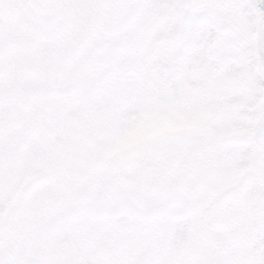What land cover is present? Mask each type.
I'll return each mask as SVG.
<instances>
[{
	"label": "snow or ice",
	"instance_id": "snow-or-ice-1",
	"mask_svg": "<svg viewBox=\"0 0 264 264\" xmlns=\"http://www.w3.org/2000/svg\"><path fill=\"white\" fill-rule=\"evenodd\" d=\"M161 4L183 14L185 29L202 47L179 59L178 75L165 91L146 89L139 104H169L195 118L219 104L220 91L239 74L245 92L264 102V0H139L124 6L135 9L143 22ZM227 43L243 52V60L222 54ZM220 61L222 72L193 79L201 68L212 73ZM0 87L7 82L0 81ZM6 111L0 104V114ZM72 118L65 111L57 123L37 116L13 132L0 128V264H144L142 256L108 251L138 225L116 215L110 203L121 175L89 166L87 153L72 147L73 137L61 127ZM124 123L123 116L117 118L108 145ZM37 172L42 174L24 183ZM241 264H264V251Z\"/></svg>",
	"mask_w": 264,
	"mask_h": 264
},
{
	"label": "rangeland",
	"instance_id": "rangeland-1",
	"mask_svg": "<svg viewBox=\"0 0 264 264\" xmlns=\"http://www.w3.org/2000/svg\"><path fill=\"white\" fill-rule=\"evenodd\" d=\"M98 1H102L103 4L102 6L99 7L97 14L94 16H85V18L82 21H80L81 23L79 24L80 27L76 25V29L79 28L80 30H84V28H86L84 25L87 24L88 27H91L93 29L95 34L100 36L101 31H104L103 33H106L107 37L112 39L113 41L115 38L118 37H123L124 39L131 38L130 40L133 39L138 40L136 36H133L134 34H130V32L132 31L130 29V26L128 27L127 25H125V23H123V26L114 25V19L116 18L114 11H117L120 7L121 9L123 8L124 10L125 4L123 3V0L122 2L118 1L116 3L118 5L108 4L104 8L105 13L101 12L100 16H98V13L105 6V3L108 0H98ZM137 2H139V0H128V4H135ZM169 10L170 8L161 4V6L155 9L152 12V14L149 15L143 22L137 21L138 13L132 7H130L129 15L133 19L136 26L140 28L149 27L147 33L150 35V37L153 38L155 42L154 43L155 46L160 45V47L163 46L169 49L170 47L169 41L182 40L178 44L183 45V41L185 42L189 40L190 52L193 53L198 51L202 46L199 45L197 43L196 38H194L190 34V32L185 29L182 23L183 14L182 13L178 14V19L173 20V16L169 13ZM124 14L125 13L123 12L122 17H124ZM18 26L20 27V30H22L24 35H26L31 41L30 47L27 48V50H29L27 57L33 54L37 55V53H39L41 50L47 49V47L53 48V44L56 39H59V42L57 43L61 48V52H63L65 56L67 54H70V49H72V43L67 41H62L61 38L66 37V39H71L72 36L67 35L65 29L62 30V27H55L50 29L41 26L37 28L34 27V25L27 23L26 20L25 22H23V24ZM18 26L16 25L14 26V28H17ZM83 34H84L83 36H79V37L75 35L74 38L73 56H75V60L67 55L71 61L74 60L77 63L78 65V69H76L77 75H83L84 72L82 65L76 59L78 58V56L87 55L88 54L87 51H89L92 47V41L90 40L92 37H88L86 32H84ZM112 34L119 36H114ZM51 35L55 36L53 40L50 37ZM58 35L60 36L59 38ZM103 43L109 44L110 42L108 40H104ZM230 47H235V45L232 43H227L222 47V49L230 48ZM236 49L239 50L237 47ZM127 56L128 57L126 59V62L123 64L121 63V65L134 68L137 71L136 73L137 76L133 78V80L142 84L144 80L142 77L144 75V72L149 70V66L146 64L145 59L143 57H140V59L138 60L137 58H131L130 53H128ZM178 61H179V57H178ZM219 66L220 68L218 71L223 70V65L221 63L219 64ZM119 68H121V66ZM204 71H205L204 68L199 69L197 72L193 74V79L196 78L198 80L200 78V76H198L199 75L198 73H205ZM94 72L91 73V78L94 76L93 74ZM131 73L134 74V72ZM102 81L106 83L101 86L103 88V91L101 93L102 95L100 101L105 102V104H101L99 103V101H96L95 99L85 100V98L78 96H75V100H76L75 103L71 105L69 104V108L73 109L74 110L73 112H75V119H74L75 133H79V135L81 137H84L85 140H86V136H88L90 140L92 139L91 149H100L102 144L103 145L107 144L106 141H107V137L110 135L111 126L115 125V123L110 122L112 118H115L116 115L122 116V114L127 116V118H129L128 115L129 109L134 110L136 113V110L131 106H137L138 108L139 107L142 108L141 110L138 111L137 115H141L143 113L145 114V116L155 115L153 121V127L155 129H160V130L167 129L168 131H170V128L172 129L182 128V124L180 123V119H179L181 115L178 112L179 108L174 106V108L170 109V111L173 113L177 112L176 114H173L171 116L168 109L156 103L147 104L145 109L143 110L144 104H139L138 101L141 99V97L146 95V90L145 91L142 90L141 91L142 93L140 94L139 92L138 93L134 92L137 91L135 86H129L130 84L126 82L125 85H122V83L117 82L116 80L114 81L109 80L108 77H102ZM156 83L158 84L159 82ZM230 83L232 85V89L229 90L228 93L220 92L219 99L220 101L221 98L231 99V101L235 102V106H232V104H230V108H229L227 104L226 117L224 119V123L228 124V128H226L221 133L228 132L232 129H236L238 131H243V129H247L250 132L251 131L254 132L256 117L264 116V102H261L260 99H257L254 96L247 94L245 92L246 83L243 74H239L233 77L230 80ZM130 88L134 90L133 95L136 93L134 98L130 96L131 95L129 92ZM225 88H227V85H225ZM161 92H163V90H161ZM123 99H125L124 102H122ZM126 99H128L129 101ZM83 102H85V104H83ZM79 103H81L82 105H81V112L78 114L77 109L73 105ZM219 104H221V102ZM121 108L123 110L121 112L123 113L117 114L120 113L117 110ZM86 116L92 117V119L88 121V118ZM200 116L203 115L200 114ZM96 125H100V127H95ZM135 128L144 129V123L142 121L136 122ZM132 131L135 132V130ZM73 141L75 143L74 146L72 147L75 148L76 150L86 152L87 160H88V157L94 152L87 149L86 147L87 142L85 141L84 143V140H80L79 138L73 139ZM115 141L116 138L112 140L111 143ZM253 143L256 146L255 151L252 147V144H249L247 146H244V148H242L239 154L237 153L238 151L237 148L231 149L230 153L224 152L223 154H221L217 152L216 158H219L222 164L221 165L222 168L219 166L216 167V165H214V167H216L215 170L218 174L220 171L221 174L224 173L226 175L225 185L228 188L237 185L239 178L242 177V174L245 171L248 170L249 173V176L247 177L246 181L243 183L244 186L242 187V189L239 192V195L237 196V199L244 203V207H246L247 211H245L242 208L240 209L238 206H235V208L233 209L235 214L231 213V217L229 220V223L231 225L227 227L226 241L223 238L224 229L221 230L218 227V225L217 227L219 229H215L216 228L215 226L213 230H210V232H207L208 234H206L208 240H210V242H213L215 245H216V241L224 240L227 245L226 247H228V249H231L229 251L230 252L233 251V254L238 256V262H243L244 260L248 261V260L258 259L260 252L264 251L262 245L256 243L255 240L251 238L247 239L245 237L247 231H243L241 229L243 227L247 229L248 226V228L252 230V232L254 231L257 235H259V233H261V230L264 229V177L260 175L259 172V168H260V170L264 174V139L255 138ZM256 152L258 153L259 156H261V158L257 157ZM146 156L148 155H144V154L139 155L137 157L138 159L137 163L141 164V161L145 159ZM153 157L150 158L148 164L150 170H148V173H145L144 175L145 179L144 178L143 180L141 179V183L139 184L140 186L139 188L143 196L142 202L138 204V201L141 200V198H137V201H134L137 203L136 206H138L139 208H143L145 206L147 207V199H146L147 198L146 192H148L147 185L148 183L151 182L152 177L154 178L155 175H158L156 173H160L158 153H155ZM258 161H260V163ZM229 164L233 165L234 167L230 166ZM121 166L123 165L119 164V167H117V169L112 168V170L120 171ZM140 177L141 175L137 176V179H139ZM218 177H219L218 175H214V180L215 181L218 180ZM215 185L216 183H212L211 187L204 193V195L206 196V203L211 202L212 204H214V199L217 198L213 193V189ZM134 195L137 196L136 193ZM136 196H134V198H136ZM148 196H151L150 193ZM164 204L165 203H161L160 206ZM238 204L241 205V203ZM260 210H262V217L259 214ZM239 212L242 215L240 217L237 216ZM115 213L116 215L128 217L130 220L132 219L136 225H143V227L139 226L137 233L139 248H137V250L135 251L137 247L136 236H131L133 245L132 246L130 245L126 249H124V253L122 252V254L125 255L126 257L132 259L140 256L143 257V253H142L143 251L141 249L143 248L145 249V251L148 250L150 252L149 256H147L146 254L144 256V264L191 263L188 260V256L194 245L193 233L195 230L196 221L201 219L202 216L201 210L191 209V211H188L186 208H177L174 211H165L161 213V215L158 216V218L152 220L151 222H148L147 224H144L143 221L139 222L136 219L137 215L135 211L129 210V213L125 215L119 212H115ZM209 222L212 225L214 222L213 218H211ZM147 226H149L151 229L147 228ZM199 231H201V229L198 227V232ZM153 232H155L159 236L161 234L165 235L169 242L170 256L169 259L166 260L165 262L159 256L156 247L154 246L153 248L152 246L151 236ZM155 233H154L153 242L156 237ZM127 234L128 232L122 236H126ZM159 243L162 246V244H164V241L160 240ZM162 249L164 250V253H169L166 252V245L165 248L164 246H162ZM110 250L120 252L121 246L118 245V243H115L113 245V248ZM235 251L239 252V254H236ZM242 251H246V253L240 254V252ZM133 252H135V255L133 254ZM198 255L201 256V253H199ZM203 264L205 263L203 262Z\"/></svg>",
	"mask_w": 264,
	"mask_h": 264
},
{
	"label": "flooded vegetation",
	"instance_id": "flooded-vegetation-1",
	"mask_svg": "<svg viewBox=\"0 0 264 264\" xmlns=\"http://www.w3.org/2000/svg\"><path fill=\"white\" fill-rule=\"evenodd\" d=\"M42 64L45 65V66L50 65V68L53 67L52 60L49 57H47L46 59H44Z\"/></svg>",
	"mask_w": 264,
	"mask_h": 264
}]
</instances>
